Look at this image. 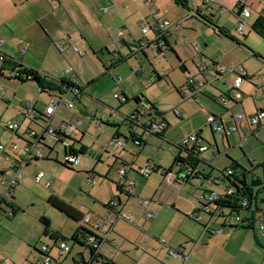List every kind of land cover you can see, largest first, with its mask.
I'll use <instances>...</instances> for the list:
<instances>
[{
	"label": "rangeland",
	"instance_id": "1",
	"mask_svg": "<svg viewBox=\"0 0 264 264\" xmlns=\"http://www.w3.org/2000/svg\"><path fill=\"white\" fill-rule=\"evenodd\" d=\"M243 1L253 12V17L248 21L249 25L245 26L244 35L238 32L240 19L233 13L236 12L240 0H214L206 5H203L205 2L202 0H197L201 14L212 16L214 24L227 28L230 38L217 33L213 26L203 19L198 17L186 19L189 12L181 6L176 7L169 0H153V10L158 11L160 8L157 18L166 17L172 22L168 35L175 52L168 48L161 54L151 48L137 52L133 45L131 51L126 53V46L116 38V34L103 40L96 36L78 34V38L74 39L71 45H68L70 41H66L67 47L61 49L59 42L58 45L52 44V50L45 38L32 39L35 46L33 51H28L25 55V63L34 54L35 67H43L42 72L62 78V74L69 76L65 72L70 70V75H76L79 85L84 89L81 101L73 94L70 95V99L75 103L72 112L81 115L84 126L95 127V129L88 128L92 137L89 136L86 143L88 142L90 149L94 147L93 143L97 142L95 130H98L96 129L98 126H101L106 135L114 134L118 128L123 137H129L127 117L138 109L136 103L138 98L156 104L170 127L165 138L140 130L146 145L137 155H127V158L135 164L133 169L127 168L129 178L136 183V188L130 196L117 187V183L121 180L118 170L124 168L121 160L114 157L117 155L115 153L117 146H110L109 153L104 151L101 153L97 148L84 153L81 165L73 167L64 165L66 145L57 142L55 138L47 137L46 141L53 144V151L45 148L44 159L36 163L33 161L24 168L22 182L15 192L17 215L15 218H5L0 222V258L2 256L15 264H34L37 256L35 248L42 249L44 245H48L52 249L54 258L60 260L56 264H81V259L76 254L81 247L72 239L81 223L69 218L48 202L50 195L54 194L79 207L85 213L95 212L99 215H105L106 201L114 200V204L120 202L118 209L123 219L118 220L114 216L116 224L108 225L104 230H97L86 223L81 225L104 239L99 253L92 258L90 250L85 247V254L89 255L87 259H90L85 260L87 264L96 262H98L96 264H104L105 256L109 262L113 259L115 264H166L170 260L165 261L164 241L171 247H179L180 245L177 244L187 239L190 234L203 229L205 231L204 226H217L218 229L219 222L224 223L222 219L211 217L199 200L203 190L222 191L223 188L214 185L211 181L201 179H193L182 186L177 182L165 184L163 176L158 172L145 178L134 170L139 169L141 165L144 167L151 159L176 174L178 168L174 164V158L179 152L176 143L182 136L194 131L202 130L203 138L211 144L210 150L205 153V159L216 168L214 174L219 175L218 169L224 170L236 161L241 166L240 170L238 169L241 176L243 177L242 172L246 173L249 183L252 182L253 177L259 176L264 184V121L258 131L256 126H251V129L256 131L248 135L245 130L250 126L244 120L241 122L242 128L228 137L220 131L213 133L207 124V117L210 114L220 115L215 112L222 113L224 107L214 100L211 95L213 91L216 94L234 93L232 88L235 75L229 70L233 66L244 65L248 73L254 75L252 81H245L240 87L244 96L242 104L231 106V113H224L226 119L228 120L230 115L243 112L247 115L254 114L264 106V86L263 89L258 87L264 79L262 58L264 36L252 26L264 3L262 0ZM190 3L194 8V0H190ZM49 7L51 9L50 5ZM40 9H42L41 5L34 2L27 3L26 0H3L0 8L2 18L0 38L7 40L3 45L4 50L15 53L17 57L23 59L24 45L20 44L23 37L15 36L14 30L20 27L24 30L39 31L43 27V22L36 12ZM262 20L264 24V19ZM49 42L51 43L50 40ZM75 46L80 51H84V55H80L75 50ZM116 48H119L122 54H120L121 62L111 67L109 64L112 57L108 50ZM253 51L262 57L255 55ZM218 57H223L220 60L223 67L213 64ZM180 59L186 64L191 75H198L205 66L208 68V79H214L209 86L210 90L204 95L200 94L199 103L192 98L183 100L179 94L178 90L186 84L189 76L181 69ZM6 74L9 76L11 72L6 71ZM158 75L161 80L157 78ZM1 89H5L7 96L12 98L11 103L2 97ZM122 92L129 98L127 103H120L114 97L115 93ZM49 100L50 97L42 93L33 80L22 82L15 78L0 77V142L5 146L6 151L11 144L18 143V153L23 154L24 142L5 127L6 123L16 119H20L24 126L28 125L24 113L20 112V102L32 101L38 106L36 110H41L40 108L45 102L49 103ZM142 106L144 108L141 107L139 110L147 115L148 109L145 108V103H142ZM174 108L184 112L183 119H179L174 114ZM113 109L118 110V114H112ZM64 112L71 115L67 108ZM66 140L72 143L70 139ZM107 143L106 141L104 144ZM100 153L101 157H99ZM0 166L6 169L8 176L11 175L6 155L2 151H0ZM201 167L209 171L206 164H201ZM86 168H91L89 171L97 174H94L99 180L96 185L89 183L90 174L86 173ZM39 171L45 173L40 183L36 182ZM47 183L51 184L47 185ZM2 190L0 186V192ZM259 197V204L264 208L262 202L264 190L260 192ZM142 201L148 204L144 205ZM148 212L157 216L147 219ZM194 214L200 220L192 219L191 216ZM245 214L242 212V215ZM43 216L50 219L51 231H58L61 239L64 237L66 243L73 247L70 254L56 250L49 236L45 235L46 227L40 221ZM172 260L176 261L175 258Z\"/></svg>",
	"mask_w": 264,
	"mask_h": 264
},
{
	"label": "crops",
	"instance_id": "2",
	"mask_svg": "<svg viewBox=\"0 0 264 264\" xmlns=\"http://www.w3.org/2000/svg\"><path fill=\"white\" fill-rule=\"evenodd\" d=\"M150 1H151V3H149ZM169 1L173 4H175L176 7H178V8H179V6L183 7L188 12L190 11L191 8H193L190 6V4H191L190 0L187 3L188 8L182 6V4L178 3L176 0H169ZM202 1L204 2V0H202ZM262 1L264 3V0H262ZM26 2L27 3L34 2L35 4L41 5L42 9L37 11L36 14L39 16L38 18L40 19V21L43 22V27L39 31H34V30L29 31L28 29L24 30L20 27L17 28L16 25H13L17 28V30L13 29L15 31L14 35L18 36V37L19 36L23 37L20 44L24 45L23 49L25 47H27V50L25 53H23V49H22V54H24L23 59L21 57H17V55L15 53H10L6 50H5V52L10 57L18 59L23 65H26V67H29L32 70H35L37 72H40L43 75H48V74L42 72L41 68H43V67H40V66L35 67L36 62H34V57H33L34 54H32L31 57L28 58V60L26 61L27 63L24 62L25 61L24 59H26L25 55L27 54V52L33 51L35 43H33L34 40H32V39H34V38H41V37L45 38L46 43L47 42L49 43V48L52 50L53 49L52 44L58 45V43L61 42L60 46L62 44L63 48L64 47L66 48L67 47L66 41H68V42L70 41V43L68 45H71L73 40L77 39L79 35H81V36H83V35L96 36L97 38L103 40V39H106L107 37L114 35V34H116V38H117L118 33L120 31H124L123 37H121L119 39H120V41H122V44H124V46H126V48H127L126 53H129L131 51V48L133 47V42L139 38L145 37L141 31L143 23L154 24L156 22V19L160 18V17L157 18L158 13L160 12V8H158V11H155L152 8V6L154 5L153 0H26ZM196 2H197V0H196ZM194 3H195V0H194ZM2 4H3V0H0V8L2 7ZM196 4L200 10V6H199L198 2ZM48 5L51 6V9H50V7L48 8ZM203 5H206V4L203 3ZM245 6H246V4H245ZM153 12H154V14H153ZM170 12H171V10H169V13ZM259 13H257V16H256L254 22L252 23V26L255 23H257L258 21H261L260 17H259ZM150 16H152L153 18ZM189 18L190 17H188L186 19H189ZM191 18H193V17H191ZM198 18H200V17L198 16ZM160 19H167V18L161 17ZM200 19H203V18H200ZM1 21H2V18L0 15V22ZM117 26H119V27L116 28ZM223 28H225V27H223ZM225 29H227V28H225ZM0 30H1V28H0ZM149 34L150 33H148L146 36L149 38H153V36H154L153 33H151L152 35H149ZM169 34H170V31H169ZM49 40L51 41V43L49 42ZM167 40L169 43L168 49L175 52V49L170 42V35H168ZM95 45H97V44H95ZM98 49H100V48H98ZM115 51H117L119 53V55L121 54L119 48H116L115 50L114 49L108 50V53L111 55L112 59H113V52H115ZM157 53L161 54V53H163V50L159 51V52L157 51ZM120 57H122V56H120ZM180 61H181V65H183V67H184L183 71L189 75L187 78V81H188L189 77H191V76H197V77L202 79L205 86L203 88V92L198 94L199 99H200V94L204 95L205 93H207L208 90H210L209 86H211L214 79H212V80L208 79V77H207L208 68L207 67H206V70L204 72H201V70H200L198 75H191L189 70L187 69L186 64L181 59H180ZM213 64L218 66L217 65L218 63L216 61L213 62ZM219 66H222V64H220ZM241 66H244V65H241ZM233 67H239V66H233ZM70 72H71L70 70L66 71L65 73H67L69 76L62 74L63 75L62 78L52 76V75H49V76H52L54 79L55 78L64 79V80L74 79L75 81H77V76L76 75H74V76L70 75ZM232 72L234 73V75H236L234 71H232ZM247 73H248V71H247ZM253 75L254 74L248 73L249 77H253ZM157 78H159V75ZM252 80H253V78L245 79V81H252ZM77 83H78V81H77ZM186 84H187V82H186ZM186 84L178 90L180 92L179 94L181 95V98L183 100L190 98V97H185L184 94L183 95L181 94V91L186 86ZM263 86H264V83L262 85L261 84L258 85V87L260 89H263ZM53 88H56V87L53 86ZM53 91H50V93ZM42 93H44V92H42ZM48 93H45V94H47L48 97H50ZM220 93L221 94H219V93L216 94L213 91V94H211V95H213V98H215L214 100L216 102L220 103V101H221L220 104L225 107V108L222 107L223 108L222 113H220V112H215V113H219L220 115H222L224 117V119L227 121L228 125H233V124H235V120L233 117L234 115H230L228 120H227L224 113L225 114L231 113V108H232L231 106H236V105L242 104V100H243L244 96L240 101H236L234 98H232L233 100H229L228 102H225L223 97H224V94H226V93H222V92H220ZM227 93H229V92H227ZM242 93H243V91H242ZM115 94H117V93H115ZM120 95H125L128 98V96L124 92H122ZM230 96H232V95L230 94ZM221 97H222V99H221ZM138 99L136 100V103L138 104V109L133 111V112H137V113H138V110L141 106V101H142L141 99H139V100ZM77 100L81 101L82 97L77 99ZM144 100H147V99H144ZM127 101H129V98ZM21 103L22 102H20V108L22 109ZM48 104H49L48 102H45L44 105L40 108L41 110H37V111L40 114L45 115ZM152 104H154V103H152ZM154 105H155V109H153L151 107L153 109L151 111L152 114L154 116H158V117L160 116V117L164 118L163 114L157 113V110H156V109H158L157 105L156 104H154ZM35 107H36V109L38 108V106H36V104H35ZM21 109H20V112L22 111ZM73 109H75V108L67 109L71 113V115L65 114L64 110H66V108H62L59 112H57L55 115L50 117V120L55 125H59L63 122H69V123L78 125L77 128H75L76 130H75L73 137L66 138V139H70L72 141V143H69V145H71V148L70 147H69V149L65 148V155H66L67 151H72L74 153H77L80 156V164L79 165H81L82 154L91 152L96 148L101 150V153H102V151L109 153L110 146H112V147L117 146V148L115 150L116 151L115 153L117 155L114 157L116 159L121 160V163H123L122 167H124L126 169V175L123 177L120 176L121 180L119 183H117V187L121 192L125 191L130 196L132 194V191L136 188V183L134 182L135 180L129 178L127 168L133 169V167H135L134 166L135 164H134V162H131L127 158L128 157L127 155L128 154H130L132 156L137 155V153L140 152L141 149L146 145V142L143 141L144 143L141 146H137L134 142L133 134L131 132H136V134H138L141 138H143V136L140 135V130H142V131H147V130H143V129H136L135 130L133 128V124L131 123V121H129L128 118H127V121L129 122V127H128L129 137H123L119 133L118 128L114 134L106 135L104 133V130L101 128V126H98L96 128L98 130H95V133H96L95 139L97 142L96 143L94 142L93 143L94 147L92 146V148L90 149L89 145L87 144L88 142L86 143L88 137L89 136L92 137L88 128L89 129H95V127H88L87 128V126H84L83 118L81 117V115L72 112ZM260 109H264V106H261L259 108V110ZM158 111L161 112L159 109H158ZM141 113L145 117V120H147L148 118L151 117V115H149V113L147 115L144 114L142 111H141ZM174 114H175V112H174ZM176 116L179 119H183V114H182V116H178V115H176ZM101 120H102V118H101ZM15 121L19 122L21 125V128L18 132H15V133L13 132L17 136L18 139H21V134H23L27 128H29L31 126H35L28 119H27V122H28L27 126H24L20 119H18V120L16 119ZM245 121H247V120L245 119ZM247 123H248V121H247ZM239 125H240V128H242L240 122H239ZM169 127H170V124L168 123V128L163 133V135L159 134V133H154V134H156L159 137L161 136V137L165 138L166 133L169 131ZM209 127H210V125H209ZM261 127H262V125L260 127H257L256 130L257 131L260 130ZM210 129H211V127H210ZM256 130L251 129V126H250L249 128H246L245 132H246V134L249 135V134H253ZM211 131L213 133L216 132V131H213L212 129H211ZM236 131H239V130H236ZM147 132H149V131H147ZM195 132L199 133V135L202 137V139L205 143H209L207 140L205 141V138H203L202 130L194 131L192 133H195ZM235 132H233L232 134H234ZM149 133L151 134L152 132H149ZM224 136L228 137L225 135V133H224ZM47 137H52L55 139H57V138L53 137V136H46L44 138V147L47 148L49 151H53V149H54L53 144L46 141ZM116 137L125 140V142H126L125 147H120L117 143L114 142V139ZM183 137H185V136H182V138ZM66 139H65V141H67ZM91 141H93V140L91 139ZM106 141L108 143L104 144ZM57 142L63 143V139L62 140L57 139ZM177 143H176V146H177ZM177 148H178V146H177ZM216 149L219 152V149L217 146H216ZM81 151H83V153ZM178 151L179 152L177 153V155L174 158V164H176L177 168H178L176 174H173L171 169L168 170V173H160L158 170H154L150 174V176L153 173L158 172L161 174V176H163V179L165 180V184H173V182H177L178 184H180V186H182V184L189 183L193 179H197L196 177H193L188 181L183 179L181 168H182L184 162L182 159H181L182 160L181 163L176 162L175 160H176V157H178V156L180 158L181 157L185 158V155L181 153L179 148H178ZM208 151H206V152H208ZM120 152H122V153H120ZM101 153H100L99 157H101ZM115 153H114V155H115ZM205 153H204V156H205ZM44 156H45V154H44ZM44 156L38 160L44 159ZM38 160H35L34 163H36ZM6 161H7V159H6ZM148 161H151V159ZM152 161H154V160H152ZM124 162L128 163L129 165L125 164ZM7 163H8V161H7ZM146 163H145V165H146ZM235 163L240 165L238 162L233 161L229 165V167ZM30 164L31 163H26L23 166V169L19 172L20 179H21V176H24V172H23L24 168ZM201 164H206L209 167V171L205 170L204 167H201ZM156 165H157V167H161L157 163H156ZM142 167H143V165H141V167H139V169L134 170L140 176H142V173H141ZM161 168H163V167H161ZM90 169L91 168H86V173L88 175L90 174L88 176L89 183L91 185H96L99 182V180L97 179V176H96L97 174L94 171L93 172L89 171ZM198 169L200 171L205 172V173H211V174L216 175V176L221 175V170H219V169H218V172L220 174L219 175L214 174V170H216V168L210 167V165L208 164L207 161L200 162L198 164ZM164 170H166V169H164ZM0 172H3V174H5L6 176H8V174H9L8 172H6V169L4 167H1V166H0ZM11 172L12 173L10 176L13 175L12 170H11ZM39 172H43V171H39ZM94 174H96V175H94ZM242 174H243V177L240 179L241 182H243L244 184L254 185L255 187L259 186L257 189V198H258V202H259L260 192L262 190H264V187H263L264 184H262V179L259 176H255V177H253L252 182L249 183V181L247 180L246 173L242 172ZM119 175H120V173H119ZM177 175L179 176V178L177 177ZM44 177H45V173H44ZM145 178H147V177H145ZM42 179L38 183H40L42 181ZM130 181L134 182V184H135L134 187L128 188V187L124 186V184H126ZM21 182H22V179L20 180V183L14 189L12 199H11V202H13V204L11 203L12 205H9V206L6 205L2 209H0V222L2 220H5V218L12 219V218L16 217V215H17L16 212H17L18 208L15 204V192L18 189V186L21 184ZM50 184L51 183H47V185H50ZM216 186H218V185H216ZM218 187H222L224 190L223 184L218 186ZM52 195H54V194H52ZM52 195H50V196H52ZM55 196H57V195H55ZM57 197H59V196H57ZM262 199H264V198H262ZM151 201L152 200H150V203H151ZM106 202H107V204L105 203V207H106L105 215H99L95 212L85 213L79 207H76L69 202H66V203L77 208L80 212H82L85 215L84 219L87 218L89 220V225L94 226L99 220L108 221L109 224L103 226L105 229L108 225L116 224V223H114V218H113L114 216L118 220H119V218L123 219V216L120 214L119 209H118V207L120 206V202H118V204H114L113 203L114 200H109V202L108 201H106ZM262 202L264 203V200H262ZM260 208L262 210H264V208H262L261 205H260ZM7 211H12L15 213V215L12 217H9L7 214ZM242 212L246 213L243 216H247V217L251 216V214L247 210L242 211ZM119 215H121V216H119ZM103 216H105V217L101 218ZM83 224H84L83 222L80 224L77 232L75 231V234H73V236L76 235L77 239H78V241H74V243L81 247V249L78 250L76 254H77V256H79V259H81V264H87V262L85 260H90V259H87L89 257V255L85 254V250H86L85 247H87V246L84 244L83 238L85 237V233L91 232V230L89 228L82 227L81 225H83ZM219 224H220V228H218V229H217V226H213V227L204 226L205 231L203 229V230H200L194 234H190V236L187 237V239L185 238L183 240V242H181L180 244H177V245H180L184 249L183 251H184V254L187 256V259L179 258V259H175L176 261H173L172 258L166 257L165 261L170 260L169 262H166V264H264V241L262 240L260 232L258 230V223L257 222L253 223L254 225L244 226V227H228V226H225L224 223H220V222H219ZM53 231H55V230H53ZM55 232H57L60 236V233L58 231H55ZM77 233H78V235H77ZM49 238H50V236H49ZM50 240L55 245V249L61 252L62 249H60L58 244L61 241L66 242V240L63 239V237L61 239V236L56 240H52L51 238H50ZM44 246H48V245H44ZM72 248L73 247H71L70 251H66V252H69L67 254L71 253ZM87 248L90 250L91 258L94 257L93 251L89 247H87ZM42 249L40 248L39 250H42ZM51 251H52V249L50 248L49 256L53 259L54 264H56V262H58L60 260L59 259L56 260ZM62 251H64V250H62ZM42 256L43 255H41V253L37 251V256L35 257L34 264H37L39 260L44 259V257H42ZM165 256H166V248H165ZM74 257H73V262L75 261ZM105 257L107 258V256H105ZM5 261H10V260L1 256L0 263L4 264ZM112 261L115 264L113 259H112ZM11 263L15 264L13 262H11ZM96 263H98V262H96ZM103 263L108 264L111 262L104 259Z\"/></svg>",
	"mask_w": 264,
	"mask_h": 264
},
{
	"label": "built area",
	"instance_id": "3",
	"mask_svg": "<svg viewBox=\"0 0 264 264\" xmlns=\"http://www.w3.org/2000/svg\"><path fill=\"white\" fill-rule=\"evenodd\" d=\"M214 0H204L205 4H211ZM151 3V1L149 2ZM194 8H191L189 11L188 17H195L199 11V7L196 4ZM244 3H240L237 7L236 13L240 19V25L238 32L240 34H245L244 29L246 25H249V18L252 17V10L246 6L242 9L241 7ZM224 9V7H222ZM107 10V9H106ZM235 12V11H233ZM154 14V12H153ZM260 19H264V5L263 9L259 13ZM172 22L169 19H156L154 24L143 23L141 31L145 37L139 38L133 42V45L136 47L137 52H143L148 48L154 49L156 51L165 50L168 48V34L169 28ZM148 33H153V38H149L146 35ZM124 35V31H120L117 35V38H121ZM6 39L0 38V77H9V78H19L22 80L29 79L31 73L35 70H32L26 65H20L17 67V63L20 62L16 58L10 57L5 50L3 45L6 43ZM61 49L63 45L61 44ZM27 47L23 49L25 53ZM75 50L80 54L84 55V51L75 46ZM120 58V55L117 51L113 52V59L110 61V66L112 67L114 62ZM223 57H218L216 59L217 65H220V60ZM230 70L235 72L234 86L232 91L234 93L231 98H234L236 101H240L243 98V93L240 90L242 83L245 81L248 73L244 66L231 67ZM206 67L201 68V72H204ZM6 71H10L11 74L7 76ZM69 86L63 88L62 90H54L51 92L49 104L47 106L45 115L40 114L32 101L22 102V113L25 117L35 126H31L21 134V140L24 142L23 154L18 153L19 144L13 143L9 147L8 151L5 150V146L0 142V151L5 153L6 159L9 164V168L13 171L12 176H6L5 174H0V186L3 188L0 192V209L6 205H12L11 202L12 195L16 186L20 183V174L19 172L23 169V166L26 163H31L35 160H38L44 156V138L46 136H53L57 139H63V143L66 145V148H71V145L65 141L68 137H73L75 133V128L78 125L63 122L59 125H55L50 120V117L59 112L62 108L72 109L75 107L74 101L70 99V95L73 94L76 99L82 97L84 89L75 81L70 79ZM264 83V79L261 85ZM204 83L201 78L197 76L189 77L186 86L183 88L182 92L185 97L193 98L196 102H200L199 93L203 92ZM1 95L9 103H11L12 98L7 96V91L1 89ZM114 97L118 99L121 103H126L128 98L125 95L114 94ZM227 95H224L225 102H228L231 98ZM222 99V97H221ZM142 103H145V108L148 109L150 118L145 120V117L142 115L141 110L133 112L127 118L133 124V128L147 130L152 133L162 134L168 128L167 121L158 116L152 114V108L150 105L142 100ZM144 108V107H143ZM140 112V113H139ZM174 112L178 116H182L183 112L178 108H174ZM112 114H118V110H112ZM141 114V115H140ZM235 124L228 125L227 121L222 115L210 114L207 118V123L210 125L213 131L224 132L226 136H229L236 130H239L242 121L245 119L248 121L250 126L260 127L264 121V109L258 110L256 113L247 115L246 113H240L234 115ZM80 123V122H79ZM78 123V124H79ZM5 127L12 131L18 132L21 128V125L17 121H10L5 124ZM133 134L134 142L137 146H141L144 142L143 139L136 134V132H131ZM114 142L117 143L120 147H125L126 142L123 139L115 138ZM178 148L181 153L185 155L183 160L184 164L181 168L182 177L186 181L190 180L193 177L201 179L203 181H211L215 185L224 186L223 191L205 189L199 195V200L202 205L205 207V210L211 217L220 218L223 220L224 225L228 227H244L254 225L253 223H258V230L260 232L261 238L264 241V210L260 208L258 198H257V189L254 185L244 184L240 181L242 178L241 173L234 167H228L224 170H221L220 176H213L211 173H205L198 169V164L202 161H206L204 153L208 151L211 147V144L205 143L199 133H190L187 136L183 137L178 143ZM65 163L69 166H77L80 164V156L77 153L72 151H67L65 155ZM210 167L215 168L213 165L208 163ZM158 170L160 173H168V170H164L161 167H157L154 161H148L144 167L141 168L142 176L148 177L154 171ZM120 176L123 177L126 175V169L122 168L119 170ZM44 177V172H39L36 176V181L39 182ZM179 178V176L177 175ZM124 186L131 188L135 184L133 181H130ZM12 203V204H11ZM142 204L146 205L147 203L142 201ZM214 208L212 210V207ZM249 211L251 216H243L242 211ZM214 211V212H213ZM9 217L15 215L12 211H7ZM121 216V215H119ZM147 219H153L156 217V214L148 212L146 214ZM192 219L200 220L196 217V214L191 216ZM83 223L89 224L87 218L84 219ZM109 224L108 221L99 220L93 227L97 230L104 229V225ZM220 231V230H219ZM218 232V231H217ZM84 239V244L89 247L93 254L96 255L99 253L104 239L98 236L95 232H86ZM166 248V257L167 258H183L187 259V256L184 254V249L180 247H171L164 241ZM58 246L64 251H70L71 246L65 241H61ZM42 251L47 254L44 259L39 260L37 264H54L53 259L49 256L50 247L44 246ZM4 264H12L11 261H5Z\"/></svg>",
	"mask_w": 264,
	"mask_h": 264
},
{
	"label": "trees",
	"instance_id": "4",
	"mask_svg": "<svg viewBox=\"0 0 264 264\" xmlns=\"http://www.w3.org/2000/svg\"><path fill=\"white\" fill-rule=\"evenodd\" d=\"M178 3L182 4V6L188 8V1L189 0H176ZM240 3H244L243 0L240 1ZM239 3V4H240ZM245 6V3L244 5L241 7L242 9L244 8ZM237 17H238V14L239 13H236V12H233ZM200 17V18H203L207 23H209L210 25L213 26V28L219 33V34H223L225 36H228L231 38L230 34H229V30L223 28V27H220L218 26L217 24H214L213 23V19H212V16L211 17H208V16H204L201 14L200 10L198 11L197 15L195 17ZM261 21H258L257 23H255L253 25V29L256 30L258 33H261L262 36H264V24L262 22V19H260ZM233 39V38H232ZM169 46V45H168ZM160 50H158L159 52ZM253 53L255 55H258L256 52L253 51ZM259 57H262L260 55H258ZM264 59V57H262ZM121 62V59H118L117 61L114 62L113 64V67L116 66L117 64H119ZM17 67H19L20 65L22 66L23 64L21 62H18L17 63ZM182 70H184V67L183 65L180 66ZM253 77H249V76H246L245 79H251ZM22 82H25V81H29V80H33L39 87H40V90L44 93H48L49 96L51 95L50 91H53V90H62L63 88H66L68 87L70 84H69V81L68 80H64V79H57V78H53L52 76H49V75H43L41 74L40 72H37V71H34L31 73V77L29 79H25V80H22V79H19V78H16ZM159 80H161L162 78L159 77L158 78ZM56 87V88H53ZM181 94L183 95L182 91H181ZM227 96L230 97V94L229 93H226ZM231 98V97H230ZM139 100V99H138ZM230 100H233L232 98ZM146 101L150 107H152L153 109H155V105L150 103L149 101L147 100H144ZM128 102V101H127ZM221 103V101H220ZM157 110V113L158 114H163L162 112H159L158 109ZM206 141V140H205ZM51 149V148H50ZM83 153V151H81ZM176 162H179L181 163L182 160L181 158L178 156L176 157ZM125 164L129 165L128 163L124 162ZM64 165H67L69 166L67 163H64ZM231 167H234L236 169H239L241 166L238 165V164H233ZM0 174H3V172H0ZM48 202L53 206L55 207L56 209H58L59 211L65 213L69 218L73 219L74 221L76 222H79V223H82L83 220H84V217L85 215L80 212L77 208L69 205L68 203H66L64 200H62L61 198L55 196V195H52L50 196V198L48 199ZM40 221L45 225V235L47 236H50V238L52 240H56L58 239L60 236L57 232L55 231H51L50 227H51V222H50V219L47 218V217H41L40 218ZM78 235V233H77ZM72 239L74 241H78L77 239V236H73ZM38 252L41 253V255H43L42 257H46L47 254L44 253L42 250H39L38 248H35ZM105 259L108 261L109 259H107L105 257ZM110 262L111 263H108V264H114L112 259H110Z\"/></svg>",
	"mask_w": 264,
	"mask_h": 264
},
{
	"label": "water",
	"instance_id": "5",
	"mask_svg": "<svg viewBox=\"0 0 264 264\" xmlns=\"http://www.w3.org/2000/svg\"><path fill=\"white\" fill-rule=\"evenodd\" d=\"M63 239H65V238L63 237Z\"/></svg>",
	"mask_w": 264,
	"mask_h": 264
}]
</instances>
